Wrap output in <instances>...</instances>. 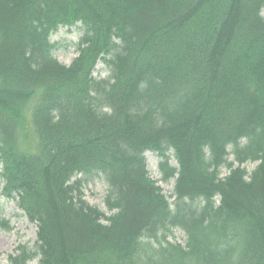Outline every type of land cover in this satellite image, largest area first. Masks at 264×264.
I'll return each instance as SVG.
<instances>
[{"label": "trees", "instance_id": "trees-1", "mask_svg": "<svg viewBox=\"0 0 264 264\" xmlns=\"http://www.w3.org/2000/svg\"><path fill=\"white\" fill-rule=\"evenodd\" d=\"M263 11L0 0L1 195L37 228L8 264H264ZM77 25L62 64L52 36ZM147 152L174 179L172 204ZM95 178L109 216L84 198ZM177 229L184 245L169 240Z\"/></svg>", "mask_w": 264, "mask_h": 264}, {"label": "rangeland", "instance_id": "rangeland-1", "mask_svg": "<svg viewBox=\"0 0 264 264\" xmlns=\"http://www.w3.org/2000/svg\"><path fill=\"white\" fill-rule=\"evenodd\" d=\"M262 15L264 16V11ZM80 34L79 25H77L62 27L52 36V42L57 44L54 56L59 62L70 65L78 55L76 44ZM94 75L99 78H106L108 72L101 63H98ZM145 157L150 177L157 182L162 193L169 198L173 192L174 179L167 183L161 181L157 156L154 153L147 152ZM230 160H232V157H230ZM171 163L172 165L176 164L173 160ZM255 166L256 164L250 163L243 167L247 172H251ZM226 174L227 171L223 170V176ZM83 194L89 205L99 208L109 216L104 204L106 184L102 179L95 178L86 182L83 185ZM169 202L172 204L173 199L169 198ZM36 231V226L27 220L23 212L18 209L16 202L7 200L1 195L0 185V264H8V257L13 256L19 247L32 249L36 242ZM169 240L184 245L186 236L181 230L177 229L173 230ZM31 264H35V261Z\"/></svg>", "mask_w": 264, "mask_h": 264}]
</instances>
